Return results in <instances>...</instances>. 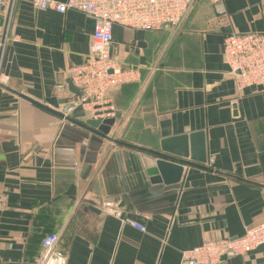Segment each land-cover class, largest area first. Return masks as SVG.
Wrapping results in <instances>:
<instances>
[{"label":"crops","instance_id":"1","mask_svg":"<svg viewBox=\"0 0 264 264\" xmlns=\"http://www.w3.org/2000/svg\"><path fill=\"white\" fill-rule=\"evenodd\" d=\"M224 4L220 16L196 3L176 33L114 28L112 56L140 75L111 93L122 117L104 139L53 113L67 93L57 87L70 92L69 70L91 52L94 20L19 3L10 47L18 77L0 93V264H33L50 234L62 235L67 264H181L182 253L264 221V87L239 92L222 55L226 35L264 33V0ZM5 26L0 10V49ZM68 116L93 119L82 107ZM196 133L205 168L153 183L150 155L138 149L190 154ZM223 264H264V247Z\"/></svg>","mask_w":264,"mask_h":264},{"label":"built area","instance_id":"2","mask_svg":"<svg viewBox=\"0 0 264 264\" xmlns=\"http://www.w3.org/2000/svg\"><path fill=\"white\" fill-rule=\"evenodd\" d=\"M21 1H27L39 11H53L66 15L80 12L94 20V34L90 54L85 62L72 67L68 78L80 92L76 96L59 85L69 104L88 110L93 119L114 117L111 93L124 85L139 81V70L124 68L112 56L113 31L116 26L134 32H161L180 28L190 9L198 2H211L218 15H226L225 0H0V10L6 13L0 53V93L10 83V47L17 41L12 32L14 16ZM222 55L229 67L228 75L239 92L251 87H264V33L230 34L224 37ZM117 203L105 207L120 217ZM8 199L0 197V210L6 209ZM123 225L142 233L147 229L129 217L121 218ZM61 234L47 235L42 243L43 252L33 264H67L66 254L60 249ZM264 247V221L245 229L239 238L207 241L201 246L182 253L181 264H223L224 260L245 257Z\"/></svg>","mask_w":264,"mask_h":264},{"label":"water","instance_id":"3","mask_svg":"<svg viewBox=\"0 0 264 264\" xmlns=\"http://www.w3.org/2000/svg\"><path fill=\"white\" fill-rule=\"evenodd\" d=\"M16 70H18L17 66L15 63H13L9 67L10 76L18 77V74L14 73V71ZM68 85L72 94L76 96L80 95V92L73 86L70 80L68 81ZM62 104L64 105V108L61 112H51L61 117L62 119L84 129H87L93 134L104 139H109L108 135L110 134L111 129L115 126L117 119L122 117V113L116 111L114 113V117L111 119H106L103 121L91 119L86 121L85 123H81L68 116L69 113L76 108V105L69 104L66 100H63ZM110 140L113 143L122 144L130 148H136L134 146H130L116 140ZM184 140L187 141V138H184ZM189 140L192 144V152L190 154L185 151L173 152L167 150L164 146L161 151L138 149L150 155L148 174L152 177L153 183H165L166 185L178 184L182 180L185 166L205 168L204 164H206L207 162V152L206 143L204 140V133L193 134L189 137Z\"/></svg>","mask_w":264,"mask_h":264},{"label":"rangeland","instance_id":"4","mask_svg":"<svg viewBox=\"0 0 264 264\" xmlns=\"http://www.w3.org/2000/svg\"><path fill=\"white\" fill-rule=\"evenodd\" d=\"M181 27V26H180ZM180 28H177V29H167V30H164L162 31L163 33H176L179 31ZM113 137V136H112ZM117 137V136H116ZM115 138V137H114Z\"/></svg>","mask_w":264,"mask_h":264}]
</instances>
